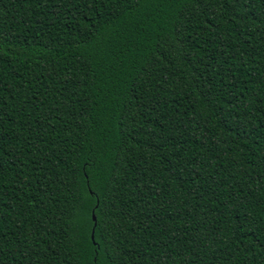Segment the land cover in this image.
Listing matches in <instances>:
<instances>
[{
  "label": "trees",
  "instance_id": "obj_1",
  "mask_svg": "<svg viewBox=\"0 0 264 264\" xmlns=\"http://www.w3.org/2000/svg\"><path fill=\"white\" fill-rule=\"evenodd\" d=\"M0 264H264V0H0Z\"/></svg>",
  "mask_w": 264,
  "mask_h": 264
},
{
  "label": "water",
  "instance_id": "obj_2",
  "mask_svg": "<svg viewBox=\"0 0 264 264\" xmlns=\"http://www.w3.org/2000/svg\"><path fill=\"white\" fill-rule=\"evenodd\" d=\"M93 220H94V222H95V226H96V224H97V218H96L95 215H93ZM94 232H95V230H93V235H92V239H93V240H94Z\"/></svg>",
  "mask_w": 264,
  "mask_h": 264
}]
</instances>
